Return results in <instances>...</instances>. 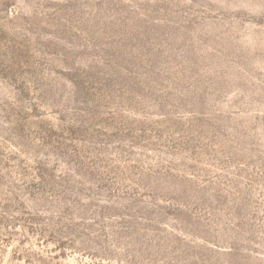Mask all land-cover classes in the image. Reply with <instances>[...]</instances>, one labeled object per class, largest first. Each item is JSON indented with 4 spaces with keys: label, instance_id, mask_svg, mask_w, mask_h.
Segmentation results:
<instances>
[{
    "label": "rangeland",
    "instance_id": "obj_1",
    "mask_svg": "<svg viewBox=\"0 0 264 264\" xmlns=\"http://www.w3.org/2000/svg\"><path fill=\"white\" fill-rule=\"evenodd\" d=\"M0 264H264V0H0Z\"/></svg>",
    "mask_w": 264,
    "mask_h": 264
}]
</instances>
